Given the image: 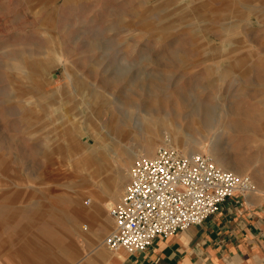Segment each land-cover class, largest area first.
Masks as SVG:
<instances>
[{
  "label": "rangeland",
  "instance_id": "1",
  "mask_svg": "<svg viewBox=\"0 0 264 264\" xmlns=\"http://www.w3.org/2000/svg\"><path fill=\"white\" fill-rule=\"evenodd\" d=\"M169 132L264 195V0H0V264H79L71 198Z\"/></svg>",
  "mask_w": 264,
  "mask_h": 264
},
{
  "label": "built area",
  "instance_id": "2",
  "mask_svg": "<svg viewBox=\"0 0 264 264\" xmlns=\"http://www.w3.org/2000/svg\"><path fill=\"white\" fill-rule=\"evenodd\" d=\"M128 175L120 200L108 210L114 225L103 240L108 250L128 254L145 252L155 238L200 225L225 200L256 190L249 176L221 169L208 156H186L170 147L158 148L152 158H137Z\"/></svg>",
  "mask_w": 264,
  "mask_h": 264
},
{
  "label": "crops",
  "instance_id": "3",
  "mask_svg": "<svg viewBox=\"0 0 264 264\" xmlns=\"http://www.w3.org/2000/svg\"><path fill=\"white\" fill-rule=\"evenodd\" d=\"M103 245L93 242L79 264H264V195L235 194L202 224L155 238L143 253Z\"/></svg>",
  "mask_w": 264,
  "mask_h": 264
},
{
  "label": "bare ground",
  "instance_id": "4",
  "mask_svg": "<svg viewBox=\"0 0 264 264\" xmlns=\"http://www.w3.org/2000/svg\"><path fill=\"white\" fill-rule=\"evenodd\" d=\"M157 107H159V106H157ZM143 114H144L143 115L144 124H148V126L150 125L152 127H155L158 125V124H156L157 118L155 117L153 111L146 110V111H144ZM146 132H147L146 135L152 134V133L154 134V129H153V131L149 130ZM154 138H156V135ZM163 140H160L162 145L176 148L182 154H186V153L187 154H194V153L199 152V151L192 150V147H190L185 141H183L177 133L169 132V133H167L166 142ZM96 142L98 143L99 141L96 140ZM156 146L157 145L154 142L148 148H141L143 151L142 155H144L143 157L152 158L154 156L153 153H154ZM196 146H197V144H196ZM209 153L213 157L212 161L221 169H224L226 171H230L233 174H239V175L243 174L242 173L243 169L239 163L235 166H230L227 158H225V156H222V155L216 153L213 148L210 149ZM133 158L134 159L139 158L137 153L136 152H131V153L129 152V154L126 158L120 159V161L117 162V168L118 169L116 172V176L114 178H112L113 181L108 177L107 179L101 180L102 183L97 184L98 189H97V191L93 192L92 198H94V202L92 203V205L90 207L91 210L86 211V209L83 208L82 203H81L82 200L80 198H78L81 194H79V196H75L74 198H71L72 200H75V205L68 212V215H70V218H71L69 221L72 224V227H71L72 231L70 230V232L74 233L78 237L84 236L85 234L90 235L92 238V241L95 243L100 241L104 232L107 229H109V227L111 226V220H110L109 216L106 214L105 205H107V203L110 202L111 200H113L114 198H117L116 200H118V196H119V190H118L119 184H118V182H121L123 179L127 180L126 177L129 174L130 170L127 173L125 172L126 174H124V175H122L120 173V171H124L127 168V166L129 165L130 160ZM128 177H129V175H128ZM250 178L253 182H255L253 176H251ZM96 200L97 201L100 200V202H102V204L98 205ZM76 202H79L78 203L79 208L76 207V204H77ZM83 219H86L90 223L94 224L93 225L94 227L91 225V229H88V227L84 228L83 225L82 226L79 225L78 220H83ZM21 247L22 248H20V249H22V251H20V252L22 253L21 255H23L25 257V260H23L22 258H20V259H22V261L25 264H36V263L37 264L38 263L43 264V263L37 262L36 258L30 259L27 254H24L26 249L22 245H21ZM27 247L31 248V244H27Z\"/></svg>",
  "mask_w": 264,
  "mask_h": 264
}]
</instances>
